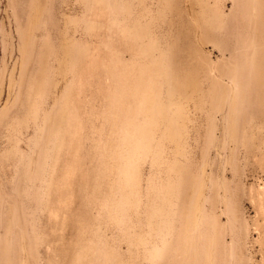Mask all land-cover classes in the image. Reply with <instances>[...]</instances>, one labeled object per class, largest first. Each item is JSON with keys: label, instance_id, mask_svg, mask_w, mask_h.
I'll return each instance as SVG.
<instances>
[{"label": "rangeland", "instance_id": "rangeland-1", "mask_svg": "<svg viewBox=\"0 0 264 264\" xmlns=\"http://www.w3.org/2000/svg\"><path fill=\"white\" fill-rule=\"evenodd\" d=\"M246 6L0 0V264H264Z\"/></svg>", "mask_w": 264, "mask_h": 264}, {"label": "crops", "instance_id": "crops-1", "mask_svg": "<svg viewBox=\"0 0 264 264\" xmlns=\"http://www.w3.org/2000/svg\"><path fill=\"white\" fill-rule=\"evenodd\" d=\"M246 1H247V6H246L247 10H249L250 8H252L251 10L253 12L255 10V19L257 22L255 35L258 36V35L262 34L261 27H263V24H264V6H263V4H260V2L257 4L256 0L255 1L254 0H246ZM254 5H256V6H254ZM253 7H256V8H253ZM252 16H253V14H252ZM250 18H252V17H250ZM256 41L259 42V40H256Z\"/></svg>", "mask_w": 264, "mask_h": 264}]
</instances>
